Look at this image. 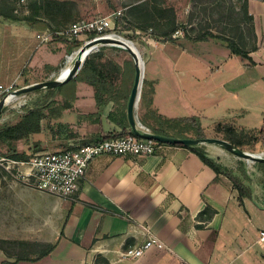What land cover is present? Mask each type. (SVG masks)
Returning <instances> with one entry per match:
<instances>
[{"label":"crops","instance_id":"0c3cea01","mask_svg":"<svg viewBox=\"0 0 264 264\" xmlns=\"http://www.w3.org/2000/svg\"><path fill=\"white\" fill-rule=\"evenodd\" d=\"M247 8L256 38L252 47H246L250 61L215 37H179L156 44L144 61V86L134 108L140 127L156 130L157 116L191 115L207 129L220 119H233L245 129L261 126L264 1L247 0ZM48 30L45 22L0 24L2 86L38 82L62 66L69 44L60 37L50 36L47 41L37 37ZM128 80V72L123 71L117 98L125 111ZM68 81L75 85L71 106L62 108L68 100L60 88L52 105L60 111L53 119L59 130L56 136L66 130L62 139L68 144L121 131L118 115L110 116L116 109L113 100L98 105L94 86L78 72ZM26 97L11 93L9 102H25ZM30 102L12 106L15 122ZM122 121L128 125L126 116ZM40 130L31 133L28 141L27 137L15 140L13 148L26 151L33 141L44 148L63 146L55 142L58 138L43 139L41 121ZM212 144L201 147L242 178L252 188V198L240 196L226 175L216 174L189 148L171 143L160 144L146 156L97 155L85 169L75 200L39 192L0 169V237L53 244L40 258L17 261L0 248V264H95L99 254L109 264H261L264 250L256 239L258 229L264 227V172L255 163V171L249 169L245 159ZM206 206L214 209L210 217ZM149 236L162 240L163 247H152L133 260L121 256L126 247Z\"/></svg>","mask_w":264,"mask_h":264},{"label":"rangeland","instance_id":"374dc122","mask_svg":"<svg viewBox=\"0 0 264 264\" xmlns=\"http://www.w3.org/2000/svg\"><path fill=\"white\" fill-rule=\"evenodd\" d=\"M243 2L244 0H27L25 4L19 5L15 2V0H0V24H10L11 22H14L4 18V11L19 19L14 23H30V21H26V18H32L33 22L39 21L49 23L50 26L58 29L68 26L69 23L78 18H90L94 15H107L109 13L119 11L129 23L138 24L147 28H138L141 32L137 34L120 31V34L124 38L133 41L134 45L138 48L143 61H145L148 55H150L152 49L158 46L156 44L163 42V40L157 39L154 33L160 34L161 32L167 31L174 23L182 24L180 25L181 29L190 35H195L204 29H211L216 34H224L235 37L236 40L244 47H252L256 42V38L252 29V22L248 21L242 15L241 8ZM85 37L86 34L80 37V40H77L78 42H81V44H73V47L70 48V53L62 63V66L52 72H49L48 78L46 79L56 78L61 69L67 63L75 59L77 50L81 45H83ZM178 42L180 41H177L176 43ZM113 46L116 47L113 48ZM96 52H103L101 53L102 56L97 58V61H99V64H102L105 74L107 73L106 75L109 76V71L106 66H111V60L115 62L117 68L114 69L112 80L116 86L119 83V73L125 68L124 63L130 68L129 70H131V73L128 80L129 91L134 77L133 66L135 61L133 55L116 44H101L94 48L90 54L92 55ZM115 76H117V78H115ZM18 87H20V85L12 84V90ZM59 88L61 95H64V97L67 96L65 98V100H68L66 103L71 104V98L75 94L74 83H72V81H68L59 86ZM58 89L55 87L51 93L48 88L35 89L23 93L27 96L25 102L19 103V100H16L13 103L8 102L2 107L0 111V156L10 157L14 154L12 148L14 147L15 141L11 138L13 133L8 132V129L5 128L6 124L15 122V117L12 114L15 108L12 106L16 107L24 103L28 104L30 100V107L28 108L31 110L30 113L32 114V119L34 120L37 116L41 117L42 115L40 121L42 128L45 130L43 131V139L49 138L50 136L53 139L58 138L55 142H62L61 144H63V146L61 147L66 146L64 144H66L67 141H64L62 138H65L67 131L63 129L61 130V133L56 136L59 131L56 122L51 120L50 123L47 124L43 117L46 115V106L53 105L55 103L54 97L56 96ZM29 96L30 98H28ZM204 129L205 133H208L206 136L222 137L220 135L213 134L212 128ZM39 131L41 130L39 129ZM184 131L187 136H193V132L190 130ZM29 136L23 137H27L25 141L29 140ZM34 142L35 141H33V144L26 151H23L27 158L36 151L34 148ZM49 146L50 145L46 147L52 150L59 149L55 146ZM211 146L214 145L212 144ZM246 162L249 164V169L255 171V169H253L254 163H251L250 161ZM0 169L6 172L1 164ZM2 194L3 191H1L0 194L1 199H3ZM2 210L3 208L1 209L0 207V213H2ZM2 225L3 224L0 222V229L3 227ZM0 234H2L1 230ZM44 247L45 246L42 245L41 242L37 241L25 239H3L0 237V248L4 250L6 255L12 257L21 256L23 258V256L29 257L36 255L33 251H41ZM263 261L264 258L261 260V264ZM255 262V264H260L258 261ZM94 263L109 264L108 260L100 254L94 258Z\"/></svg>","mask_w":264,"mask_h":264},{"label":"trees","instance_id":"16d2710c","mask_svg":"<svg viewBox=\"0 0 264 264\" xmlns=\"http://www.w3.org/2000/svg\"><path fill=\"white\" fill-rule=\"evenodd\" d=\"M241 9H242L243 17L246 18L248 21L252 22V15L248 12V8H247V0H244ZM3 16L5 19H8L10 21L15 22L19 20L14 15L6 11L3 12ZM117 19L125 23L126 26L136 27L140 29H147L144 26L129 23L123 15H119ZM26 21H30L29 24H31V22H33V19L26 18ZM47 24L49 27L50 36L62 38L66 43L69 44L68 49L73 47V44L75 43L78 45L81 44V42H78L77 40L76 42L75 41L70 42L67 40L65 35H58L56 33L58 31L63 30L67 26L61 29H58V28H53L52 26H50L49 23ZM180 25L182 24L174 23L172 24L169 30L161 32L160 34L154 33V35L155 37H157V39L162 38L163 42L174 41L178 39L179 37L174 38L172 34L176 30L181 29ZM252 29H253V26H252ZM181 30L183 32L182 37L191 39V40H203V39H209V38H214V37L224 40L228 48L231 50V52L236 53L240 57L250 61V57L248 56V50L246 49V47L241 45L236 40V38L233 36L224 35V34H216L211 29L201 30L195 35H190L189 33L185 32L183 29ZM101 53L103 52H96L92 55L89 54L88 57L84 60L81 68L78 70V73L80 77H83L85 80H87L90 84L94 86V89H95L94 95H95L96 103L98 105L106 103L109 99L115 102V106H116L115 112H111L110 116L116 119L114 115L115 114L118 115V118L116 119V123L121 125L122 129L119 132L107 133L106 136L110 137V136L122 134L129 129L128 125L124 121H122V118L125 119V116H126L125 109H124V103L123 104L121 103L120 105L119 98L117 97L119 96L118 86H119L123 71H127L128 77L130 78L131 70H129L130 68L124 63L125 68L119 73V76H118L119 83L116 86L114 81L112 80V75L114 74V69L117 68V66L115 62L111 60V66L110 67L106 66L107 70L109 71L108 72L109 76L106 75L107 73L105 74L102 64L101 63L99 64V61H97V58L102 56ZM115 78H117V76H115ZM59 86H55V87L58 89ZM143 86H144V80H143V85L141 88V93L143 90ZM55 87H52V88L48 87V90H50V93ZM128 94L124 96L125 102L127 101ZM70 106H71L70 103H64L62 105V108L70 107ZM46 110H47L46 115H44L43 117L46 120L47 124H49L51 120L53 121V119L58 118L60 115V111L58 110L56 106L47 105ZM30 112L31 110L28 109L27 112L24 113V115L20 117L18 122L6 124L5 128L8 129V132L13 133L11 138L14 141L21 139L25 136H29L31 133L39 132L40 119L42 118V115L41 117L37 116L33 120L31 117L32 114ZM157 119H158L159 126L156 128V131L163 133V134H173L176 136H187L184 130H190L191 132H193L194 137H204L208 134V133H205L204 131L205 129L204 127H202L200 119L194 115H191L189 117H173V118H162L160 116H157ZM211 128L213 130V134L220 135L223 138L227 139L236 148H239L242 150L248 149L249 151H252V152H257L256 151L257 149L259 150L264 149V122L259 127L245 129L235 124L233 119H220V120L213 122ZM82 141L87 142L88 140H82ZM160 143L163 144V142H160ZM65 145H66L65 147L68 146V144H65ZM175 145L184 146V147L189 148L191 151H193L194 153L198 155V157L203 161L204 164L212 168L216 172V174L222 173L226 175L232 182L234 188L237 189L240 196H246L249 198L253 197L252 188L246 185L243 182L242 178L235 175L227 167L223 166L222 164H220L218 161H216L212 157H209L206 154V151L204 150L203 147L198 146V145H187V146L183 144H175ZM34 148L35 150H40V149H43L44 147H42L38 141H35ZM59 148H62V147H59ZM12 151H14V154H12L10 158L16 159V160H26L27 159L26 155L23 152H18L15 148H12ZM255 164L259 167L260 170L264 172V161L255 162ZM204 211H210L208 215V217H210L211 214L214 212V209H212L209 206H206ZM42 245L45 246L44 249L41 251H37V250L33 251V253L36 255H32L34 256L32 257V259H37V258H40L46 255L53 248V244L42 243ZM21 259L22 260L31 259V256L29 257L23 256V258L21 256L15 257V261L21 260Z\"/></svg>","mask_w":264,"mask_h":264},{"label":"built area","instance_id":"2783aa9c","mask_svg":"<svg viewBox=\"0 0 264 264\" xmlns=\"http://www.w3.org/2000/svg\"><path fill=\"white\" fill-rule=\"evenodd\" d=\"M15 2L20 5L25 4L27 0H15ZM119 15H121V12L118 11L107 15L99 14L90 18H79L56 33L65 35L70 42L80 40V37L86 34L85 43L97 37L128 40L120 34V31L136 34L141 32L138 28L126 26L125 23L118 20ZM182 34V30L178 29L172 36L176 38L182 36ZM37 37L41 41H47L50 38V32L37 34ZM160 39L162 40V38ZM128 41L133 43L132 40ZM11 92L12 84L7 86L0 84V99L6 96V103H8L7 99ZM160 144L157 140L137 136L128 129L126 132L115 136L107 137L102 134L87 142L82 140H78L76 143L69 142L67 147L59 149L43 148L36 150L26 160L0 156V164L6 170L11 171L15 178L30 184L39 192L75 200L79 193L80 181L85 174V169L88 163L97 155L146 156L156 152ZM256 242L264 250V227L258 229ZM163 245L162 240L149 236L138 244L126 247L121 252V256L133 260L141 257L146 250L152 247L160 248Z\"/></svg>","mask_w":264,"mask_h":264},{"label":"water","instance_id":"95a60500","mask_svg":"<svg viewBox=\"0 0 264 264\" xmlns=\"http://www.w3.org/2000/svg\"><path fill=\"white\" fill-rule=\"evenodd\" d=\"M128 40H124L121 38H112V37H97L92 40H89L83 45H81L78 49V52L76 53V57L74 59V62L69 69L68 73L62 78V79H44L38 82H34L31 84L23 85L18 88H15L12 90L11 93H25L28 91H32L35 89H41V88H52L55 86L62 85L63 83H66L71 77H73L78 70L81 68L84 60L86 59L87 55L90 54L93 49L86 55L81 56L82 52L91 47L95 46L98 47L101 44H116L125 50L129 51L134 58L135 64H134V77L132 81L131 88L129 90L128 98L126 101V118L127 123L130 131H132L134 134L140 137L154 139L159 142L163 143H171V144H183L185 146L187 145H198L201 146L202 144L206 142H215L220 143L222 146L226 147L229 151L239 156L241 159H245L246 161H250L252 163L264 161V153L257 155L256 152H251L248 150H242L239 148H236L230 141L223 137H216V136H204V137H194V136H176L173 134H163L156 130H151L147 128L140 127L135 119L134 115V108L135 105L139 99L140 92H141V86H142V80H143V69H142V76H140V67L141 62L142 66L144 67V61L141 57V55L135 50L133 46H131ZM6 104V96H3L0 99V111L2 107Z\"/></svg>","mask_w":264,"mask_h":264},{"label":"bare ground","instance_id":"6f19581e","mask_svg":"<svg viewBox=\"0 0 264 264\" xmlns=\"http://www.w3.org/2000/svg\"><path fill=\"white\" fill-rule=\"evenodd\" d=\"M131 46H133L134 48H135V50H137V52L139 53V51H138V48L134 45V43H132V42H128ZM93 48H95V46H91V47H89V48H87V49H85L83 52H82V54H81V56H86ZM77 52H78V50H77ZM140 54V53H139ZM69 58V57H68ZM72 62H74V60L73 61H71V62H69V63H67L62 69H61V71H60V73L58 74V76L56 77V78H53V79H62L67 73H68V71H69V69L71 68V66H72ZM72 63V64H71ZM143 64H142V62H141V67H140V76H142V69H143V66H142ZM13 95H17V94H21L20 92H18V93H12ZM10 96V95H9ZM10 100H9V97H8V99H7V102H9ZM206 143H213V144H216V145H218V146H220V147H222V148H224V149H226V150H228L226 147H224V146H222L220 143H215V142H206ZM229 151V150H228ZM264 153V151H262V152H258V153H256L257 155H259V154H263Z\"/></svg>","mask_w":264,"mask_h":264}]
</instances>
